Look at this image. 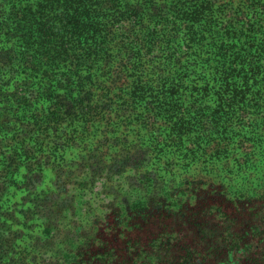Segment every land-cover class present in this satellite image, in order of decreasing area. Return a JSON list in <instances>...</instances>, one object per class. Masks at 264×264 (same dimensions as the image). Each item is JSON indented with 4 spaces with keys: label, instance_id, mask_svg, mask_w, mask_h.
<instances>
[{
    "label": "trees",
    "instance_id": "obj_1",
    "mask_svg": "<svg viewBox=\"0 0 264 264\" xmlns=\"http://www.w3.org/2000/svg\"><path fill=\"white\" fill-rule=\"evenodd\" d=\"M231 137L264 140V0H0V264H264V175L152 156Z\"/></svg>",
    "mask_w": 264,
    "mask_h": 264
},
{
    "label": "rangeland",
    "instance_id": "obj_2",
    "mask_svg": "<svg viewBox=\"0 0 264 264\" xmlns=\"http://www.w3.org/2000/svg\"><path fill=\"white\" fill-rule=\"evenodd\" d=\"M101 128H103L102 125H95L92 132ZM239 139V137H231L228 140L230 145L227 151H217L215 159L211 160L202 157H207L208 154L213 153L212 150L214 149L209 150L206 145L204 146L200 143V140L194 139L190 141L180 140L176 143L169 141L166 146L162 145V141L161 144L155 148L152 156L156 157L157 155V158L160 159L157 164H163L161 167L169 163L167 161H173L172 163L174 166H172L171 172L177 174L182 173L183 175H181L180 178H182V176H189L186 174L194 175V173L197 174L201 172L203 174L205 173L206 177L209 180L211 178L212 181L221 180L220 182L222 183L234 184L241 182L246 183L248 180H252L253 183H256L257 180L264 175V140L260 139L259 142L254 145L255 147L250 154H244L242 150L234 149ZM252 144L253 140L251 141V145ZM193 157L195 158L192 159ZM190 159L192 160L190 161ZM180 160L184 161L178 164V166H175ZM20 175L21 173L16 175L14 182L9 184L7 194L0 200V207L2 209L12 210L15 203L18 204L20 199L25 195L26 191L22 188ZM246 175L249 176L246 177ZM45 176L47 181L48 176ZM48 185L49 183H44L45 187ZM23 244L24 241L22 242V245Z\"/></svg>",
    "mask_w": 264,
    "mask_h": 264
}]
</instances>
